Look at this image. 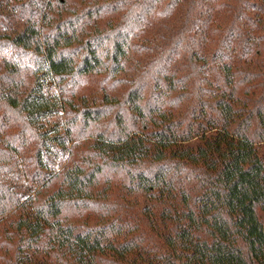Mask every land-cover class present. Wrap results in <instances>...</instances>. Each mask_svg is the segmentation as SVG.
<instances>
[{"label":"trees","instance_id":"1","mask_svg":"<svg viewBox=\"0 0 264 264\" xmlns=\"http://www.w3.org/2000/svg\"><path fill=\"white\" fill-rule=\"evenodd\" d=\"M0 10V264H264V0Z\"/></svg>","mask_w":264,"mask_h":264},{"label":"rangeland","instance_id":"2","mask_svg":"<svg viewBox=\"0 0 264 264\" xmlns=\"http://www.w3.org/2000/svg\"><path fill=\"white\" fill-rule=\"evenodd\" d=\"M21 31H22V28L20 27L19 24H15L13 27L10 26L8 28L0 26V34L7 33L13 36H17L21 34ZM24 40L27 42L29 46L31 47L34 46L33 41H31L30 39L25 38ZM41 74H42L41 82L44 84L43 86L44 88L42 90L46 92L48 95L53 96L55 98L54 101L57 102V98H56L57 90L55 88V83L53 81L52 75L47 69H43ZM53 120L54 122L58 123L59 126H62L65 122L63 118V112H58L57 115L53 118ZM71 147H72V144L69 145V148ZM60 169L61 168H58V170ZM0 181L8 185L15 192L21 194L24 199L29 198L36 191L35 187L29 184L27 179H25L21 173L1 175Z\"/></svg>","mask_w":264,"mask_h":264}]
</instances>
